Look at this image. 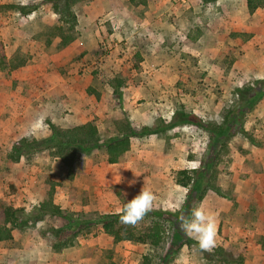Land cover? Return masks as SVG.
I'll list each match as a JSON object with an SVG mask.
<instances>
[{
    "label": "rangeland",
    "instance_id": "374dc122",
    "mask_svg": "<svg viewBox=\"0 0 264 264\" xmlns=\"http://www.w3.org/2000/svg\"><path fill=\"white\" fill-rule=\"evenodd\" d=\"M243 2L91 0L75 7V39L61 47L49 0H0L8 56L0 67V209H23L0 251H23L30 264H223L205 255L222 247L242 264H264V30L232 24L252 17ZM10 5L33 10L22 15ZM260 10L253 23L264 22ZM123 117L136 130L174 126L132 137L110 164L103 143ZM89 122L100 146L77 153L71 170L43 151L49 123ZM180 171L202 174L203 188L219 193L208 188L187 204L193 183L180 186ZM49 198L79 223L69 228L61 217L41 216ZM124 204L143 212L137 231L160 223L158 246L115 243L104 233L100 218Z\"/></svg>",
    "mask_w": 264,
    "mask_h": 264
},
{
    "label": "trees",
    "instance_id": "16d2710c",
    "mask_svg": "<svg viewBox=\"0 0 264 264\" xmlns=\"http://www.w3.org/2000/svg\"><path fill=\"white\" fill-rule=\"evenodd\" d=\"M91 0H49L51 10L54 14L58 15L61 26L54 27V37L60 38V46L65 47L74 41L75 28L77 26V17L74 9L78 5L88 3ZM206 2L211 0H204ZM248 12L252 14L256 9L264 7V0H246ZM9 9L16 10L22 15L29 14L33 8L27 6H8ZM63 25V26H62ZM67 26V27H66ZM7 63L6 55L3 51V45L0 43V67ZM22 65L21 62L15 63L12 69L18 68ZM121 83L114 88L113 93L119 97V90ZM194 126H198L203 130H207L205 126L199 122H188ZM50 125L51 135L48 139L44 140L46 147L43 151H46L48 156L59 159L61 163L69 170L75 161V157L79 152H85L89 149L100 146L101 138L99 136L96 126L89 122L79 126H75L69 129H60L54 125ZM173 124L162 125L157 129L142 128L136 130L127 118H116L114 120V127L116 136L107 142L103 143L107 154V161L110 164H115L120 161L122 156L127 153L131 146L132 137H140L147 134H156L160 131L173 127ZM227 126V125H226ZM225 126V127H226ZM220 128L216 131V135L220 138L228 133L224 129ZM177 174L181 175V179L178 184L186 188L189 183H193L192 190L187 192V204L193 201H200L202 199L203 192L208 188L219 193L218 188L208 187L203 188L204 182L202 180L203 175H199L197 178L192 179L186 172L180 171ZM53 184V183H52ZM195 192V193H194ZM39 212L41 216L50 215L58 216L67 220V224L70 227H75L79 222L73 221L69 217L64 216L58 206H56L52 198L39 204ZM23 213V209L15 208L12 206L1 207L0 209V242L12 240L15 228L20 225L19 218ZM143 212L135 211L133 205L124 204L121 211L115 214L104 215L100 218L99 222L102 224L104 233L110 235L115 243L121 241H132L140 244L149 243L153 247H156L161 242V225L159 222L147 228L146 231H137V218L136 216L142 215ZM149 216L157 217L162 220L171 219L172 221H178L180 224H184L186 220H182L180 214L173 215L162 212H151ZM61 230H56L55 233ZM176 241L181 240L179 233L175 234ZM61 245V244H60ZM64 245V244H63ZM53 247L58 250L60 246L54 244ZM231 249L217 247L212 253H206L207 259L210 261H217L223 264L236 263L242 264V257H234L231 255Z\"/></svg>",
    "mask_w": 264,
    "mask_h": 264
},
{
    "label": "crops",
    "instance_id": "0c3cea01",
    "mask_svg": "<svg viewBox=\"0 0 264 264\" xmlns=\"http://www.w3.org/2000/svg\"><path fill=\"white\" fill-rule=\"evenodd\" d=\"M241 7H242L241 8V11L242 12H244L245 8H246V11L248 12L246 3L243 2V4L241 5ZM260 9H262V8L256 9L252 13V17H255L256 18L257 15H258L256 13H258L259 11H261ZM230 13H232V12H230ZM219 15H217V16H219ZM234 15H237V13L235 12L233 14V16ZM248 15H250L249 12H248ZM220 17H221V15H220ZM249 17H250V19H249V21L245 25L242 23V21L236 22L237 20L233 21L232 24L239 25V26H236V29H239L241 31L245 30V31H251V32H253V31L257 30V29H263L264 30V22H262L263 25H262V23L260 21H257V22H254L253 23V21H252L253 18L251 16H249ZM197 19H199L198 16H197ZM263 21H264V19H263ZM221 22H223L225 28H228L227 21L221 20ZM260 26H261V28H259ZM228 29L230 31V28H228ZM5 55H6V58L8 59L7 54H5ZM14 233H15V231H14ZM13 237H14V234H13ZM12 240H13V238H12ZM12 240L2 241V242H0V244L1 243H9V242H12ZM18 253H20V252H18V251L16 252V250H9V249L8 250H4V252L3 251H0V264H30V262H29V254H24L23 251H22V254L18 256L17 255ZM25 253H26V251H25ZM31 264H33V263H31ZM42 264H48V263L44 261V262H42Z\"/></svg>",
    "mask_w": 264,
    "mask_h": 264
}]
</instances>
